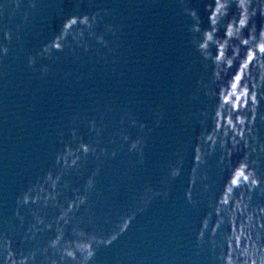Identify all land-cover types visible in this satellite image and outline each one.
<instances>
[{"label":"water","instance_id":"water-1","mask_svg":"<svg viewBox=\"0 0 264 264\" xmlns=\"http://www.w3.org/2000/svg\"><path fill=\"white\" fill-rule=\"evenodd\" d=\"M185 5L196 7L202 27L207 26L203 0H0V39L4 26L11 31L5 41L9 52L0 59V233L10 236L18 250L35 248L37 264H47L54 254L45 249L58 226L66 237L74 227L106 237L133 212L128 229L111 244L93 242L90 264H219L208 250V231L199 248L196 233L206 215L211 214L209 228L216 219L215 197L229 169L219 159V147L209 152L201 136L211 125L215 102L206 94V88L214 87L212 65L193 43L198 34L188 31L192 21L182 11ZM105 8L108 13L102 12L103 22L95 30L104 32L108 23L116 28L115 36L105 33L107 48L94 38L87 51L70 41L62 52L37 57V69L40 63L49 65L46 74L27 65L28 54L35 55L67 15ZM127 112L144 121L143 133L128 127L127 115L121 125L120 117ZM260 112L264 100L256 121L264 141ZM91 118L103 126L97 138L88 129ZM122 126L133 138L143 135L142 163L126 143L115 157L89 152L72 167L56 163L72 128L86 142L111 150L120 144L116 133ZM198 140L203 157L194 162ZM242 155L243 150L234 152L231 162ZM257 160L264 183V153ZM173 169L178 173L173 175ZM47 171L60 173L55 201L22 205L21 221L14 215L16 197L43 181ZM78 194L87 199L68 213L67 224L58 225V213ZM257 200L264 202V195L254 191L253 203ZM37 216L41 223H36ZM33 225L34 239H27L33 232L26 229ZM227 228L225 216L213 237L217 244Z\"/></svg>","mask_w":264,"mask_h":264},{"label":"clouds","instance_id":"clouds-1","mask_svg":"<svg viewBox=\"0 0 264 264\" xmlns=\"http://www.w3.org/2000/svg\"><path fill=\"white\" fill-rule=\"evenodd\" d=\"M183 13L190 18L188 31L193 34V43L205 61H211V83L214 87L206 88V94L215 98L214 106L209 115L211 125L202 131L203 143L209 152L220 149V161L229 169L219 194L215 197L213 212L216 219L209 228V216L201 220L200 229L196 233L198 248L205 241V230L208 231L207 246L209 252L215 253L219 264H264V202L257 200L253 203V192L264 195V183L258 175L257 156L264 153V141L258 135L256 126L258 106L264 100V0H203V11L206 13L207 26L202 27V16L196 7L185 5ZM108 9H96L91 13L69 14L63 18L58 31L50 40L44 42L35 55L29 53L27 65L37 70L41 75L49 71V65L40 63L36 68L37 57H50L53 52H62L70 41H75L84 51L89 49V39L104 47L109 41L105 33L116 35V28L108 23L104 24V32L95 30L98 23L103 22ZM20 34L16 32V39ZM11 39L9 26L2 29L0 39V59L9 52L5 41ZM215 47V52L211 50ZM69 51H72L69 48ZM65 76L68 73H64ZM125 115L128 117V127H136L140 133L145 130V123L127 112L120 117L121 125ZM76 117L74 116L73 119ZM101 115V119H102ZM259 119L264 121V112L259 113ZM102 124L95 118L88 120V129L99 137ZM128 127H121L116 135L120 144L111 150L99 143L86 142L78 136L77 129L70 130L71 140L64 143L63 151L58 152L56 163L62 168L72 167L80 160L81 154L89 152L99 156L115 157L126 143L129 153H136L137 162H143L145 140L143 135L130 136ZM111 142V141H110ZM194 162H201L203 149L198 140L194 145ZM243 150L241 158L233 164L231 157L234 152ZM178 169H173V175ZM94 174V173H93ZM60 173L52 171L44 173L43 181L33 183L16 197L14 215L23 220L20 212L22 205L36 204L43 199H56L57 182ZM45 182L49 188L45 187ZM87 185L91 187L92 176ZM190 198V193H186ZM87 199L86 195L78 194L68 199L66 207L58 213L56 220L68 223V213L79 208ZM35 215V214H34ZM227 217V232L223 235V242L217 244L213 237L217 229ZM135 217V213L125 216L118 231L106 237H98L86 233L79 227L72 229L70 236H65L63 226L57 227L56 234L47 242L45 251L50 248L53 255L47 257V264H90L95 255L96 244L109 245L120 234L126 231ZM42 218L36 217V223ZM45 227H51L46 224ZM33 235L27 239H34L35 226L26 229ZM25 236H21V240ZM218 248V250H217ZM35 248L18 250L13 247L12 238L0 233V264H37Z\"/></svg>","mask_w":264,"mask_h":264}]
</instances>
